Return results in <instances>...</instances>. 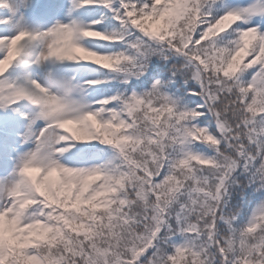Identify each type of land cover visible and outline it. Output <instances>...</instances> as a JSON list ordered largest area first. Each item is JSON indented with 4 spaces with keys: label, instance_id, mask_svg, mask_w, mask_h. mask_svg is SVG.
Wrapping results in <instances>:
<instances>
[{
    "label": "snow or ice",
    "instance_id": "1",
    "mask_svg": "<svg viewBox=\"0 0 264 264\" xmlns=\"http://www.w3.org/2000/svg\"><path fill=\"white\" fill-rule=\"evenodd\" d=\"M115 3L79 0L73 8L109 7L124 28L139 30L135 57L89 50L82 37H115L77 20L58 22L45 31L0 37V77L36 41L45 47L26 62H76L63 51L70 46L128 77L144 75L153 56L182 55L187 63L178 71L186 84H197L186 92L201 102L182 108L157 80L142 96L113 97L123 104L119 111L106 107L107 99L100 102L105 107L90 110L76 94L103 81L80 84L51 74L47 85L0 80V108L27 100L36 109L32 124L46 122L38 132L29 125L25 142L34 138L36 146L22 157L19 178L0 182V264H264V202L243 228L236 226L239 213L226 211L230 188L241 185L238 174L246 178L243 187L264 189V34L258 26L238 24L264 16V0L218 18L204 11L208 0ZM6 6L0 0V8ZM234 25L235 48L218 47L216 38ZM124 61L129 63L121 69ZM254 66L258 70L246 84L242 73ZM209 116L216 134L188 126ZM67 141H98L114 146L119 156L99 167H67L56 158L67 150L60 142ZM198 142L213 146L215 155L195 154L190 146ZM37 203L44 211L31 215ZM37 223L46 229L43 235L34 230ZM178 234L185 238L180 246L173 240Z\"/></svg>",
    "mask_w": 264,
    "mask_h": 264
},
{
    "label": "trees",
    "instance_id": "2",
    "mask_svg": "<svg viewBox=\"0 0 264 264\" xmlns=\"http://www.w3.org/2000/svg\"><path fill=\"white\" fill-rule=\"evenodd\" d=\"M75 4H79V0H75ZM258 0H218L213 3L208 1L205 5L204 11L211 12L212 16L218 18L223 15L227 10L236 7H247ZM113 7H119V0ZM115 13L109 7L103 5H86L76 8V15L73 20L82 22L86 26H91L94 30L100 31L105 35L114 36V39L103 40L98 38L82 37L80 44L87 47L89 50L95 51L98 54H120L123 53L129 57L136 56V49L132 47L137 43L138 38H142L143 34L133 28H124L121 21L115 18ZM101 21L99 24H93V21ZM239 26L243 28L258 26L259 32L264 34V16L256 15L243 21ZM237 26L229 29L221 37L216 38L218 47H228L230 50L235 48V41L239 38V31H236ZM4 54L0 55L2 57ZM65 66L68 61H63ZM76 64L77 68L73 73L75 82L83 84L85 81H103L95 86H86L81 93V100L89 106L90 110H96L102 105V101L109 100L110 103L106 106L108 108H115L119 111L123 104L121 101L113 100V97H128L133 94L142 96L145 92L151 90L155 81L160 80L164 84V90L168 95L179 99L180 106L187 107L188 109L196 108L197 103L201 102L199 97L189 96L186 92L197 86L195 80H189L185 83V77L178 71L183 70V65L187 63V59L182 55H173L165 60L159 55L153 56L149 62L147 72L140 77H128L126 73L117 69H106L102 65H97L93 62L80 61L72 62ZM129 62L124 61L120 68H124ZM257 66L247 69L242 73V79L247 84L253 79ZM173 72L177 74L173 76ZM105 117L110 113H104ZM211 122L208 123L207 121ZM207 127L209 134H216L218 127L212 117H198L195 121L190 122L188 126ZM79 145L75 141L64 142V147L67 149L65 154L69 156L71 165L67 167L74 168H91L99 167L109 162L115 161L118 156V150L114 146L104 145L98 141L81 142ZM190 149L195 154L203 155L205 158H211L215 155V149L207 142L193 143ZM19 177L17 176V179ZM241 181L240 186L230 188V196L228 197V204L226 211L238 212L236 220L237 227H247L258 206L264 202V189L256 190L257 185L250 187H243L247 183L243 175L238 174ZM44 211V207L37 203L31 206L29 213L31 215H38ZM226 227V225L224 226ZM177 246L184 244L185 238L183 234H178L173 238ZM170 252L174 249H169Z\"/></svg>",
    "mask_w": 264,
    "mask_h": 264
},
{
    "label": "rangeland",
    "instance_id": "3",
    "mask_svg": "<svg viewBox=\"0 0 264 264\" xmlns=\"http://www.w3.org/2000/svg\"><path fill=\"white\" fill-rule=\"evenodd\" d=\"M10 6H11V14H10V23L13 25L11 27V32L10 35H15L16 31H20L21 29H27V30H32V31H45L48 29H51L53 26H55L58 22L59 23H68L66 16H65V9H60L59 12L54 13V12H48L46 13L45 11L41 12V15L36 18V19H31L29 18V13H28V7L30 4V0H8ZM55 7V5H52L51 8ZM52 10V9H50ZM45 47V44L40 41V49L37 54L39 55L40 51H42ZM48 61H43L41 63H37V69H35L34 65L32 67V70L27 72L25 79L26 80H36L39 81L42 85H47L49 82V76L55 75L57 78H67L66 75H63L60 72H54L51 71L48 68L47 65ZM24 115H28L30 118L26 124H25V130H24V138H20V142L22 143V140L25 141V136L28 132L29 125L31 124L32 130L34 132H38L40 128L44 126L46 123L43 120H36L35 124H32V119L34 118V111L29 112V114L24 113ZM0 120L5 121L6 117L5 115L1 114L0 115ZM23 133V132H22ZM27 143V142H26ZM35 142L34 138L29 140V144L23 149L21 152L20 156L15 155V160L12 168L4 171V177L5 179L2 180L0 179V182H3L6 185H10L13 180L12 174L17 170L21 163L22 157H24L26 154H28L30 151H33L35 149ZM21 149V150H22ZM56 158L59 160L60 163H63L64 160L62 159L60 154H57Z\"/></svg>",
    "mask_w": 264,
    "mask_h": 264
},
{
    "label": "clouds",
    "instance_id": "4",
    "mask_svg": "<svg viewBox=\"0 0 264 264\" xmlns=\"http://www.w3.org/2000/svg\"><path fill=\"white\" fill-rule=\"evenodd\" d=\"M63 51L68 54V58L72 61H76V62L87 61V62L98 63L103 66V62H104L103 58L96 59V60L89 59V54L86 53V54L81 55L76 50L72 49L70 46L63 47ZM93 55H98V54H93ZM34 230L36 231L38 235H43V233L46 231V229L40 223H37L34 226Z\"/></svg>",
    "mask_w": 264,
    "mask_h": 264
}]
</instances>
